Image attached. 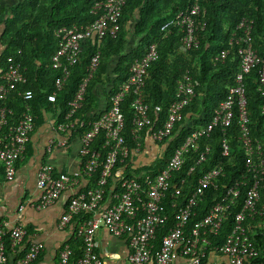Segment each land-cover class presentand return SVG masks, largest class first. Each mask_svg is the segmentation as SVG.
I'll return each mask as SVG.
<instances>
[{"label":"built area","instance_id":"built-area-1","mask_svg":"<svg viewBox=\"0 0 264 264\" xmlns=\"http://www.w3.org/2000/svg\"><path fill=\"white\" fill-rule=\"evenodd\" d=\"M126 2L127 0H106L98 3L93 10H100L101 14L93 23L84 27H63L54 32L58 48L50 58V67L59 75L55 78L54 90L46 96L50 104L56 102L57 93L63 90L70 78L72 68L78 63L84 45L88 41L97 45V51L87 67V76L68 102L67 112L62 120L57 121L55 125L57 132L64 136L58 146L64 147L67 138L73 133L88 128L79 138V157L82 173L86 178H92L99 166L100 153L93 148L99 135H102L104 140L102 149L108 150L95 186L69 197L59 223L60 228H65L76 221L77 238L83 245L82 253L72 261V250L70 246H65L55 264H104L96 248V235L100 230L127 241L130 249L129 264H170L177 254L186 258V264H205L209 250L227 256L229 264H264V260H256L259 251L249 237L245 224L247 219L253 221L264 215V205L260 202L261 192L264 191V158L261 146L250 137L243 83L246 75L255 72L256 90L264 101V59L258 55L252 44V22L241 20L231 35L229 46L236 52L240 70L235 75L234 86L228 89L225 99L219 103L210 122L204 127L194 129L182 145L174 150L158 173L144 171L127 177L121 171H116L115 174L114 171L118 164L130 158L132 150L136 154L141 152L145 138L158 147V159L162 158L165 152L164 144L177 124L183 121L184 110L193 101L195 92L190 73L186 72L177 83L175 99L168 109L166 119L160 126H156L149 115V106L144 97V77L151 65L158 60L157 45L152 44L143 57L133 61L128 78L110 97L108 110L98 120L86 124L79 118L75 119L82 108L87 83L99 66V44L106 37L117 38L119 20ZM198 2L199 0H193L192 6L179 12L161 27V31L166 33L165 36L170 27L182 31V51L197 49L199 46L198 34L204 27L200 21L202 11ZM229 53V50L223 51L216 61L225 60ZM24 71L20 64L9 58L6 70L0 75V165L6 181L14 178L35 128L36 117L31 113L29 105L33 94L31 91L19 90L26 83ZM13 93L24 103L23 111L16 120H10L14 113L8 107ZM129 96L133 149L126 144L125 123L121 111L125 98ZM260 113L264 115V103ZM233 120H236L238 125V140L244 152L246 174L225 190L203 218L189 227L190 220L195 216L194 211L205 202L207 193L217 188L220 178L223 177V168L218 165L202 172L189 195L182 198L186 186H189L187 178L207 161L211 149L204 141L210 139L215 129L220 133L221 156L228 157L229 144L226 136ZM190 154L193 155L194 161L184 172L183 166ZM155 161L147 166L130 168L140 171L144 167H150ZM115 178L116 182L112 181ZM77 183L76 178L65 173L54 174L53 166L43 164L36 178V189L40 192L36 208L44 209L54 205L64 192L74 190ZM109 186L110 189L112 186L111 202L100 210ZM243 193L244 200L238 203ZM165 201L169 202L174 210L173 224L162 237L159 246L155 247L156 234L167 222L163 204ZM239 204V211L234 215L232 228L224 243L212 247L209 237L220 231L228 211ZM87 215H90V218L83 219V216ZM26 234V230L21 226L9 229L5 223H0V264H9L5 237L9 238L10 251L19 252ZM42 251V244L31 245L15 264H33Z\"/></svg>","mask_w":264,"mask_h":264},{"label":"trees","instance_id":"trees-1","mask_svg":"<svg viewBox=\"0 0 264 264\" xmlns=\"http://www.w3.org/2000/svg\"><path fill=\"white\" fill-rule=\"evenodd\" d=\"M104 1L106 0H24L22 4L11 8L6 16L4 14L5 18L0 22L4 26L0 42L5 50L0 59V67L2 72L5 71L7 60L12 58L25 70L26 83L19 90L32 92L33 98L29 101V105L36 119L43 112L53 108L60 112L57 121L62 120L67 112L68 102L72 100L82 80L87 76L89 61L97 51V45L92 41L84 45L78 63L72 68L70 78L63 90L57 93L56 102L50 104L46 96L54 90V81L59 75L50 67V58L58 48V40L54 32L63 27H84L93 23L101 14L100 10L95 11L93 8ZM198 4L202 11L200 21L204 28L198 34L197 49L189 51L180 49L182 31L179 28L170 27L166 36V33L161 31L164 23L192 6L193 0H127L119 20L120 28L117 38L106 37L99 44V66L87 83L84 102L75 119L79 118L86 124L98 120L104 113L103 111L97 113L101 106L100 100L102 98L105 100V111H107L110 97L128 78L133 61L143 57L152 44L157 45L158 60L151 65L144 77V97L149 106V115L156 126H160L166 119L168 109L175 99L177 83L186 72L190 73L195 92L193 101L184 110L183 121L177 124L169 140L164 144L165 152L162 158L140 171L131 169L128 159L117 165L114 174L117 173L116 171H121L122 174L130 177L137 172L158 173L174 150L182 145L194 129L204 127L210 122L219 103L225 99L228 89L234 86L235 75L240 70L239 59L235 50L230 48L229 41L241 20L252 22V44L258 55L264 59V0H199ZM225 50L230 51L226 59L216 61V58ZM243 83L247 99L250 137L259 143L264 158V115L260 113L264 101L256 90L255 72L246 75ZM105 86H110L108 96L101 89L99 90V87ZM130 102L131 97H126L121 111L125 123L126 144L133 149L134 142L130 135L132 129ZM23 105L22 99L13 93L8 102V107L14 113L10 120H16L20 116ZM86 129L88 128L85 127L84 130L73 133L70 138H80ZM226 137L229 144L228 157L221 156L220 133L218 129H215L210 139L204 141L211 149L207 161L187 178L189 186H186L182 198L189 195L202 172L218 165L223 168V177L220 178L217 188L211 189L207 193L205 202L194 211L195 216L190 220L189 227L203 218L225 190L246 174L245 157L238 140L236 120H233ZM103 145V137L99 135L93 144V148L100 153L99 166L90 179L89 188L95 186L106 161L108 150L102 149ZM193 161V155L190 154L184 163V172L189 169ZM109 189L110 186L107 192ZM243 200L244 193L238 203H242ZM261 203L264 204V191L261 192ZM163 204L167 222L156 234L155 247L159 246L162 237L173 224L174 210L169 202L165 201ZM239 207L240 204L231 208L226 214L220 231L209 237L212 247H218L224 243ZM84 218H90V215L83 216ZM248 222L254 229L252 232L254 234H249V237L259 251L256 260H264V228L259 226L264 225V215L253 221L247 219L245 224L247 225ZM257 226L258 229H255ZM5 243L7 256L23 257L25 251L20 255L18 251H10L8 236L5 237ZM69 246L72 250L71 260L74 261L80 257L83 245L77 238ZM14 259L12 264L16 263Z\"/></svg>","mask_w":264,"mask_h":264},{"label":"crops","instance_id":"crops-1","mask_svg":"<svg viewBox=\"0 0 264 264\" xmlns=\"http://www.w3.org/2000/svg\"><path fill=\"white\" fill-rule=\"evenodd\" d=\"M24 0H0V22L9 10ZM0 23V38L4 29ZM5 47L0 42V59ZM2 73L0 67V75ZM108 96L110 86L99 87V90ZM101 106L97 113L105 112L106 103L102 98ZM60 112L50 108L43 112L35 121V128L27 144V151L21 163L17 166L16 174L11 181L4 179L3 168L0 165V223H5L7 228L23 227L27 234L20 246V253L26 251L31 245L42 244L43 251L33 264H55L59 253L65 246L77 239V224L71 222L67 227L60 228L59 223L64 215L68 199L73 194L83 192L91 185L90 179L82 173V162L79 157L80 140L78 137H68L64 147L58 146L64 136L57 132L55 125ZM160 150L149 139L145 138L141 152L130 153L129 166L137 168L147 166L158 159ZM43 164L54 168V174L65 173L78 181L74 190L64 192L59 200L52 206L37 209L40 192L36 189L37 172ZM116 180L113 179L112 181ZM116 182V181H114ZM111 190L105 194L104 204L100 210L111 202ZM261 202V201H260ZM262 204V203H261ZM264 205V204H262ZM252 221V220H251ZM247 224L248 234H254L253 226ZM264 228V225H259ZM258 229V226L255 227ZM97 252L104 264H129L130 252L127 241L115 238L105 230H100L96 235ZM15 258V259H14ZM17 261V257L8 256V263ZM186 258L175 255L170 264H186ZM205 264H229V258L215 251H208Z\"/></svg>","mask_w":264,"mask_h":264}]
</instances>
